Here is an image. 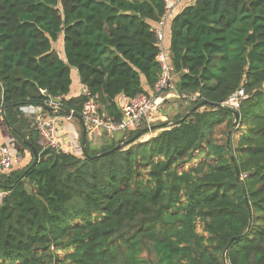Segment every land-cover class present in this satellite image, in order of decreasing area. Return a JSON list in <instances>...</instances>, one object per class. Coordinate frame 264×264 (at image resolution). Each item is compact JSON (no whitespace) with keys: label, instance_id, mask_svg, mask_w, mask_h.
<instances>
[{"label":"trees","instance_id":"trees-1","mask_svg":"<svg viewBox=\"0 0 264 264\" xmlns=\"http://www.w3.org/2000/svg\"><path fill=\"white\" fill-rule=\"evenodd\" d=\"M176 6L165 55L177 94L196 96L187 112L199 108L100 147L81 133L76 155L45 147L21 108L80 118L95 98L120 122L118 97L151 96L160 78L165 2L0 0L1 116L22 159L0 169V264H223L231 239L226 264H264V0ZM72 70L87 95L69 97ZM239 89L237 109L212 106Z\"/></svg>","mask_w":264,"mask_h":264},{"label":"built area","instance_id":"built-area-1","mask_svg":"<svg viewBox=\"0 0 264 264\" xmlns=\"http://www.w3.org/2000/svg\"><path fill=\"white\" fill-rule=\"evenodd\" d=\"M182 1L183 0H164L165 13L161 21L158 23V26L152 30L157 38L159 46L156 60L161 67V75L152 87V95L148 97L145 95H138L131 100H122V102L119 103L120 109L123 113V119L120 122L114 121L112 117H105L99 114V104L96 102V99L89 98L84 103L80 116L83 125L89 128V130H101L110 134L125 130H134L143 121L145 122V120H148L150 116L157 114L164 101L171 96L169 93L165 94V91L171 88L170 84L172 73L171 67L165 55L164 29L171 9ZM82 93L86 95L88 94L85 88H83ZM244 98V91L239 89L223 103V106L229 109H237L239 102ZM195 99L196 96L191 97L192 101H195ZM47 106H52L51 102ZM2 113V105L0 104V115H2ZM41 113H43L42 108L29 107L28 114L36 117V129L42 139L43 145L47 148L63 152L60 149L59 143L55 137L56 119L54 117H43L41 116ZM29 115H26V117H30ZM69 116H72V113H70ZM20 162L21 157L19 155L13 153L7 147L0 145L1 170H8L14 164H18ZM6 194L7 192H1L0 198H3Z\"/></svg>","mask_w":264,"mask_h":264},{"label":"crops","instance_id":"crops-1","mask_svg":"<svg viewBox=\"0 0 264 264\" xmlns=\"http://www.w3.org/2000/svg\"><path fill=\"white\" fill-rule=\"evenodd\" d=\"M179 6V5H178ZM178 6L174 7L172 10L173 13L179 11ZM178 8V9H177ZM170 45V34L169 28L166 27L165 29V36H164V49L167 52ZM57 54L61 55L63 52V41L62 37L60 38L57 46H56ZM71 89L69 92V97H76L83 92V87L79 83V79L77 76L76 70L71 71ZM126 98L123 96L118 97V106L120 107L119 103ZM56 108H58L56 106ZM21 111L25 114V116L29 115V107L21 108ZM30 116V115H29ZM41 116L44 117L43 113ZM56 119L55 123V137L59 143L60 149L64 153H74L76 155H81L83 150V143L81 141V133L86 135L87 142L91 144L92 147H100L105 142L110 141L111 138L118 133L110 134L106 136L104 131L101 130H89V128L85 127L80 118H74L72 116H54ZM13 139L11 138L10 129L5 124L2 116L0 115V145L7 147L9 150L16 154V152L12 148ZM22 160V159H21ZM1 199V198H0Z\"/></svg>","mask_w":264,"mask_h":264},{"label":"rangeland","instance_id":"rangeland-1","mask_svg":"<svg viewBox=\"0 0 264 264\" xmlns=\"http://www.w3.org/2000/svg\"><path fill=\"white\" fill-rule=\"evenodd\" d=\"M178 81V77L176 74H172V79H171V88L169 90L165 91L166 93H169L171 96L166 99L157 112V114L152 115L148 118V120H145L143 124H146L149 126H159L163 124V126L170 125L172 122H174V119L177 115L184 114L185 112L188 111V107L190 105V100H182V97H180L176 90H175V84ZM165 124V125H164ZM141 125V126H142ZM162 130H158L155 132H150L149 134H146L142 141H146L149 138L155 136L158 132Z\"/></svg>","mask_w":264,"mask_h":264},{"label":"water","instance_id":"water-1","mask_svg":"<svg viewBox=\"0 0 264 264\" xmlns=\"http://www.w3.org/2000/svg\"><path fill=\"white\" fill-rule=\"evenodd\" d=\"M131 15H134V13H130ZM58 103H59V99H55V98H52L51 99V104H52V106H47L46 107V112L48 113V114H50V115H55V114H57L58 113V108H56V106L58 105ZM203 104H207V102H203ZM212 106H214V107H216V108H221V109H223V108H225L224 106H222V105H216V104H213ZM197 108H199V105H197V106H194L189 112H187L178 122L180 123V122H182V121H184V119L191 113V112H193L195 109H197ZM233 114H234V116H235V122L237 121V119H238V117H237V113L235 112V111H233ZM165 125V124H164ZM229 134H230V130L228 131V135H227V139H226V144H227V146H228V139H229ZM139 135H141V133L139 134ZM25 143L27 144V142L25 141ZM121 148V146H116V147H114V148H112V149H110V150H108V151H106V152H103V153H101V154H99L98 156H96V157H101V156H104V155H107V154H109V153H112L113 151H115V150H118V149H120ZM29 150H30V152L34 155V161H33V163L30 165V167L29 168H31V167H33L36 163H37V160H38V156H37V154H36V152H35V150L31 147V146H29ZM231 161L232 162H234V160H233V157H231ZM234 171H235V177H236V179L237 180H240L239 179V171H238V169H237V166L234 164ZM246 200V199H245ZM233 240L231 239L230 241H229V244L232 242ZM228 244V245H229ZM228 245H227V247L225 248V251H226V249L228 248ZM225 251H224V253H223V257H222V259H223V261H222V263L223 264H226V261H225Z\"/></svg>","mask_w":264,"mask_h":264}]
</instances>
